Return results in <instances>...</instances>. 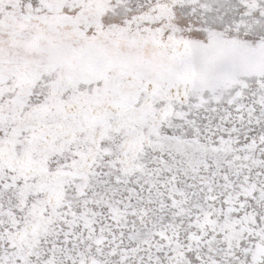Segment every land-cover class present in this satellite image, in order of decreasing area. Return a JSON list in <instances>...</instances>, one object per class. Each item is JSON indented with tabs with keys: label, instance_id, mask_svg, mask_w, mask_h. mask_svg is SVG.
Masks as SVG:
<instances>
[{
	"label": "snow or ice",
	"instance_id": "snow-or-ice-1",
	"mask_svg": "<svg viewBox=\"0 0 264 264\" xmlns=\"http://www.w3.org/2000/svg\"><path fill=\"white\" fill-rule=\"evenodd\" d=\"M0 264H264V0H0Z\"/></svg>",
	"mask_w": 264,
	"mask_h": 264
}]
</instances>
